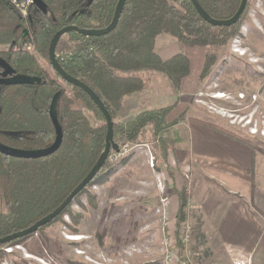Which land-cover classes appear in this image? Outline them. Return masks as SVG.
Wrapping results in <instances>:
<instances>
[{"label": "trees", "instance_id": "16d2710c", "mask_svg": "<svg viewBox=\"0 0 264 264\" xmlns=\"http://www.w3.org/2000/svg\"><path fill=\"white\" fill-rule=\"evenodd\" d=\"M43 1L49 12L32 3L29 14L24 16L13 0H0V46H7L0 48V57L17 73L42 79V82L26 84L0 83V142L24 149L52 145L56 128L50 116V105L59 90L62 93L57 113L63 139L59 148L46 156L27 158L0 152V238L31 226L55 210L89 173L106 144L108 124L103 111L84 89L67 82L52 67L49 47L55 33L64 26L107 27L114 18L119 0H93L90 4L88 0ZM241 1L199 0L217 19L233 16ZM249 6L250 0L236 23L214 25L199 14L191 0H126L119 21L110 32L102 35L68 32L73 40L69 47L71 54L65 59L59 57V61L70 75L88 84L100 96L112 116L114 139L118 144L142 142L141 135L149 131L154 139L161 141L165 160L174 142L165 132L186 119L182 113L171 116L174 104L147 107L127 119L117 118L126 97L145 90L146 81L141 72L159 71L177 90L190 74L188 55L178 52L163 58L156 50L157 36L169 33L186 45H224L241 32ZM214 57V54L208 55L202 74L209 72ZM85 110L92 111L102 122H92ZM189 119L253 144L222 125L197 117ZM117 164L107 159L95 177L53 220L68 214L72 220L69 225L76 230L83 214L73 212L72 203L89 185L105 181L117 170ZM254 168L255 157L252 173ZM91 201L96 202L94 195ZM186 207L187 203L181 200L177 212L180 227L188 214ZM44 226L0 244V253L5 251V246L25 243ZM34 252L45 256L47 248L40 244Z\"/></svg>", "mask_w": 264, "mask_h": 264}, {"label": "rangeland", "instance_id": "374dc122", "mask_svg": "<svg viewBox=\"0 0 264 264\" xmlns=\"http://www.w3.org/2000/svg\"><path fill=\"white\" fill-rule=\"evenodd\" d=\"M240 31L238 38L235 36L224 45L207 46L183 44L169 33L158 35V53L163 58L186 53L191 62L190 74L179 90L174 86L171 90L164 83L165 74L156 70L141 72L145 90L135 93V108L127 110L124 105L117 118L127 119L143 108L165 101L175 105L171 116L182 113L186 117L165 132L174 140L170 149L175 150L177 140L184 136L189 117L214 122L251 140L259 174L252 173L250 197L241 196V192L230 193L195 166L188 173L179 170L177 184L175 177L168 182L160 174L169 166L168 153L164 160L161 141L146 131L141 135L142 142H119V149H112L108 157L109 162L118 163L117 170L102 183L89 185L72 203L71 210L83 214L76 230L69 225L70 216L63 214L25 243L5 246L0 264H161L167 255L157 210L163 196L169 199L170 206L174 200L187 203L186 219L195 228L188 251L196 264H235L233 254L213 238L214 220L225 204L235 199L249 205L248 211L255 208L252 217H257L260 228L264 226V1L257 4V0H250ZM67 34L60 39L57 51L69 49L73 43ZM209 54L215 57L204 75L202 70ZM42 62L47 65L44 59ZM67 89L71 91L70 86ZM125 103L130 106L128 100ZM85 112L95 124L102 122L92 111ZM150 156H154V166L149 163ZM92 195L95 203L91 201ZM218 199L222 205L215 206ZM203 203H207V211ZM179 230L177 219V239ZM40 244L47 248L45 256L34 252Z\"/></svg>", "mask_w": 264, "mask_h": 264}, {"label": "crops", "instance_id": "0c3cea01", "mask_svg": "<svg viewBox=\"0 0 264 264\" xmlns=\"http://www.w3.org/2000/svg\"><path fill=\"white\" fill-rule=\"evenodd\" d=\"M166 77L163 76L166 79L164 83H168L169 89H174L172 82ZM157 79L158 77L155 84ZM136 94L126 97L125 102L128 100L130 104L127 107L125 103L127 110L135 108L136 105L133 104H136ZM166 103L158 101L157 105ZM184 126V136L177 140L178 145H175V150H169L167 155L169 166L161 170V176L168 182L175 177V184H177L179 170L181 173H188L195 166L198 170L201 168L206 173V177L220 183L219 185L230 193L241 192L243 193L241 196L250 197L253 182L251 169L254 165L251 145L208 125L186 121ZM258 167V161L256 162L255 158V176ZM220 200L214 202L215 206L222 205ZM173 202L171 210L177 213L180 202L179 200ZM202 206L207 211V203H203ZM249 208V205L235 199L227 202L219 217L214 220L213 238L217 240L216 243L220 247L223 246V249L232 253L233 257L249 259L250 264H264V226L260 228L257 217H252L255 208L250 209L253 213L248 211Z\"/></svg>", "mask_w": 264, "mask_h": 264}, {"label": "water", "instance_id": "95a60500", "mask_svg": "<svg viewBox=\"0 0 264 264\" xmlns=\"http://www.w3.org/2000/svg\"><path fill=\"white\" fill-rule=\"evenodd\" d=\"M93 0H88V4H90ZM193 4L195 5L197 11L199 14L209 23L214 25H232L236 23L243 12L245 11L247 7V3L249 0H242L239 8L237 9L236 13L226 19H217L213 16H211L200 4L199 0H191ZM33 3H35L39 8L44 10L45 12H49L47 5L43 0H33ZM126 0H119L117 4V8L115 11L114 18L112 22L107 26L103 28H81L78 25H67L63 28L59 29L55 35L53 36L50 47H49V58L50 63L52 67L59 73V75L65 79L67 82L74 86L81 87L84 89L91 98L97 103V105L100 107V109L103 111L107 124H108V130L106 134V144L105 149L100 155L97 162L94 164L92 169L89 171V173L84 177V179L72 190V192L68 195V197L52 212L45 215L41 219H39L36 223L32 224L31 226L13 232L11 234H8L6 236H3L0 238V244L7 243L13 239L26 236L28 234L34 233L38 231V229L44 225H47L50 223L54 218H56L74 199V197L87 186V184L95 177V175L99 172V170L102 168L104 163L109 157V154L112 149L118 150L119 144L114 139V127H113V120L112 116L109 113L108 109L106 108L104 102L100 98V96L96 93V91L90 87L88 84L83 82L77 77H74L70 75L61 65L58 57H57V46L62 38V36L68 32L71 31H78L80 33H83L85 35H102L110 32L113 30L120 18V15L124 9ZM0 66L4 69L3 72H0V83L1 84H26V83H35V82H42V79L37 76H31L26 74H20L17 73L16 70L12 67L10 63H8L4 58L0 57ZM62 93V90H59L53 97L51 105H50V116L52 118V121L56 128V139L55 142L45 148H37V149H24V148H18L6 145L2 142H0V152L11 155V156H17V157H27V158H36L41 156H46L54 151H56L59 146L61 145L62 139H63V129L60 124L58 113H57V107H58V101L60 98V95Z\"/></svg>", "mask_w": 264, "mask_h": 264}, {"label": "built area", "instance_id": "2783aa9c", "mask_svg": "<svg viewBox=\"0 0 264 264\" xmlns=\"http://www.w3.org/2000/svg\"><path fill=\"white\" fill-rule=\"evenodd\" d=\"M21 13L24 16L29 14V9L33 0H13ZM264 0H257V4L263 2ZM235 38H238L237 36ZM27 48L32 50L31 45H27ZM71 54L70 49H65L57 51V57L62 59L67 58ZM110 155V154H109ZM149 163L151 166L155 165L154 156L149 157ZM162 181V180H161ZM161 184V183H160ZM162 186L165 187L162 181ZM171 203L169 199L165 196L161 198V205L158 207V212L160 213V221L163 224L164 230V244L166 249V257L161 264H196L188 248L194 241V225L190 219H186L179 230V239L175 235V225L177 220V213L172 212ZM170 206V207H169ZM196 253V252H194ZM235 264H250L249 259L245 258H234Z\"/></svg>", "mask_w": 264, "mask_h": 264}, {"label": "bare ground", "instance_id": "6f19581e", "mask_svg": "<svg viewBox=\"0 0 264 264\" xmlns=\"http://www.w3.org/2000/svg\"><path fill=\"white\" fill-rule=\"evenodd\" d=\"M70 238H72V239H78L79 237H76V236H70Z\"/></svg>", "mask_w": 264, "mask_h": 264}, {"label": "flooded vegetation", "instance_id": "af4514ba", "mask_svg": "<svg viewBox=\"0 0 264 264\" xmlns=\"http://www.w3.org/2000/svg\"><path fill=\"white\" fill-rule=\"evenodd\" d=\"M3 70H4V69L0 66V72H3ZM0 75H1V74H0Z\"/></svg>", "mask_w": 264, "mask_h": 264}]
</instances>
